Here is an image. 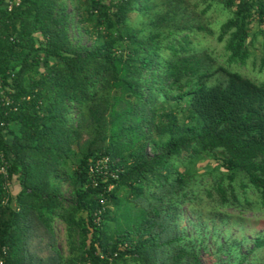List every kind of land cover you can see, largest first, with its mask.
<instances>
[{
  "label": "trees",
  "instance_id": "1",
  "mask_svg": "<svg viewBox=\"0 0 264 264\" xmlns=\"http://www.w3.org/2000/svg\"><path fill=\"white\" fill-rule=\"evenodd\" d=\"M205 2L228 65L264 52V0ZM197 5L0 0V263L264 264V232L227 235L264 206V82L196 49Z\"/></svg>",
  "mask_w": 264,
  "mask_h": 264
},
{
  "label": "rangeland",
  "instance_id": "2",
  "mask_svg": "<svg viewBox=\"0 0 264 264\" xmlns=\"http://www.w3.org/2000/svg\"><path fill=\"white\" fill-rule=\"evenodd\" d=\"M80 0H76V3H78ZM157 3H161L163 0H155ZM191 7L193 4L197 5V10L200 12L199 17L202 19H195L196 23L203 24L207 26L210 31L213 33H208L203 30H196L192 34V38L195 43V47L198 51H206L208 53H211L213 57L216 60L217 65H226L230 66L232 70H236L241 72L244 75L249 76L252 79H255L259 82H264V66H262V56H263V36L258 34L255 42L253 45H250V49L252 51V55L248 59L247 63L244 65L241 64H234V65H228L226 62V53H225V42H221L218 40V34L221 29V25L231 16V12L224 8V6L220 3H214L213 6L204 14L201 12L207 5L205 0H187ZM132 18L130 19V22L132 25H135L136 27H141L142 23L146 19H141L140 17L136 15H131ZM253 32L259 31V25L257 22L253 23ZM208 161H201L198 166H195L193 169L196 171V173L203 177L201 179L199 188L205 189L210 188V185L215 183L216 180H218L219 172L215 171L210 173V171L213 170L212 163L207 164ZM209 163V162H208ZM240 181L238 179L237 185L239 186ZM249 196L253 199L255 202L256 208L253 210H247L244 212L247 222L245 224V230L243 231L239 228L237 225H233L230 227V230L227 231V235L233 234L236 236H251L252 234H260L264 232V206L258 203V196L255 193V191L250 190ZM211 206H214L211 204ZM226 210L237 212L235 209L231 208H225ZM191 228V227H190ZM56 229L57 233L59 235L61 243L65 245V226L62 222H56ZM208 244H211V248H216V245L213 243V241L209 240Z\"/></svg>",
  "mask_w": 264,
  "mask_h": 264
},
{
  "label": "built area",
  "instance_id": "3",
  "mask_svg": "<svg viewBox=\"0 0 264 264\" xmlns=\"http://www.w3.org/2000/svg\"><path fill=\"white\" fill-rule=\"evenodd\" d=\"M20 3V0H7V6H8V9L11 10L15 5H19ZM108 159H102L101 161H98V163L95 165V169L96 170H100L102 167H105L106 166V162H107ZM0 171L2 173H4L5 175H7V169H6V166L2 165L0 167ZM2 264V262L0 263Z\"/></svg>",
  "mask_w": 264,
  "mask_h": 264
}]
</instances>
